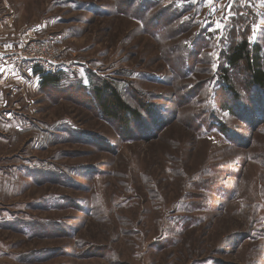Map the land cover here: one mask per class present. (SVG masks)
I'll use <instances>...</instances> for the list:
<instances>
[{"label":"rangeland","instance_id":"374dc122","mask_svg":"<svg viewBox=\"0 0 264 264\" xmlns=\"http://www.w3.org/2000/svg\"><path fill=\"white\" fill-rule=\"evenodd\" d=\"M243 39L264 69V0H0V264H264Z\"/></svg>","mask_w":264,"mask_h":264},{"label":"trees","instance_id":"16d2710c","mask_svg":"<svg viewBox=\"0 0 264 264\" xmlns=\"http://www.w3.org/2000/svg\"><path fill=\"white\" fill-rule=\"evenodd\" d=\"M225 62L229 68H235L242 65L247 70V86L259 90H264V69L261 62V48L258 44H250L246 39L240 40L233 44L225 54ZM36 74L40 75L41 86L55 85L58 82L56 75L44 73L42 70H36ZM223 75V84L228 90L233 92L228 71ZM97 95L100 93L97 92ZM101 108L103 112L111 117L116 118L118 114H131V109L125 105L119 96L113 92L110 97L100 98Z\"/></svg>","mask_w":264,"mask_h":264},{"label":"built area","instance_id":"2783aa9c","mask_svg":"<svg viewBox=\"0 0 264 264\" xmlns=\"http://www.w3.org/2000/svg\"><path fill=\"white\" fill-rule=\"evenodd\" d=\"M48 46L45 42H33L28 44L25 49L27 59L35 64H39L43 58L48 54Z\"/></svg>","mask_w":264,"mask_h":264}]
</instances>
